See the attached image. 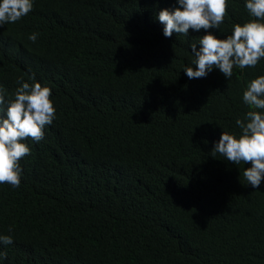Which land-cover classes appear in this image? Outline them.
Masks as SVG:
<instances>
[{"label": "trees", "instance_id": "obj_1", "mask_svg": "<svg viewBox=\"0 0 264 264\" xmlns=\"http://www.w3.org/2000/svg\"><path fill=\"white\" fill-rule=\"evenodd\" d=\"M175 6L35 0L0 27L6 99L22 78L47 85L56 109L44 138L25 140L20 186L0 184V235L13 239L0 264H264V180L252 189L251 162L211 152L254 110L243 93L264 58L230 79L190 80L204 32L165 38L154 16ZM251 19L244 0H226L212 31L226 37Z\"/></svg>", "mask_w": 264, "mask_h": 264}, {"label": "clouds", "instance_id": "obj_2", "mask_svg": "<svg viewBox=\"0 0 264 264\" xmlns=\"http://www.w3.org/2000/svg\"><path fill=\"white\" fill-rule=\"evenodd\" d=\"M174 8H163L154 19L162 25L165 38L173 34L187 36L189 30L204 34L198 43L191 45L195 57L194 67H185L184 74L191 79L205 78L219 70L225 78L233 75L234 66L240 69L255 67L264 58V0H244V7L254 19L233 26L231 35L217 36L212 30H219L224 21L226 0H175ZM35 0H0V27L15 23L28 15ZM39 33L33 32L28 39L35 43ZM35 81V77H31ZM19 87L13 99H6L0 88V184L12 187L21 184L22 157L30 154L25 140L31 138L40 142L44 129L52 125L56 109L51 89L39 82L29 83L17 80ZM243 101L254 110L246 113L244 120L237 119L239 134L222 131L214 142L212 153H219L229 162L239 165L251 162L243 176L247 186L259 189L264 180V75L252 80L243 93ZM260 110V111H257ZM9 232L12 228L9 227ZM10 235H0V244L10 245ZM0 255H4L0 253Z\"/></svg>", "mask_w": 264, "mask_h": 264}]
</instances>
